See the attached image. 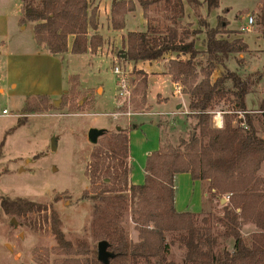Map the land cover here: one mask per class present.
<instances>
[{"label": "trees", "instance_id": "1", "mask_svg": "<svg viewBox=\"0 0 264 264\" xmlns=\"http://www.w3.org/2000/svg\"><path fill=\"white\" fill-rule=\"evenodd\" d=\"M146 19L143 31H129L122 39V53L128 63L153 62L166 54H176L168 61L166 72L172 81L183 85L188 96V114L195 119L189 136L179 138L175 145L164 144L147 155L144 182L129 180V137L127 129L103 137L90 155L86 175L90 190L84 196L93 200L90 228L98 242H105L110 256L104 263L97 252L84 244L73 246L66 241L51 215V230L57 241V251L63 255L53 264H172L167 260L171 245L178 242L184 248L183 264H264V139L258 136L254 116L246 109L245 97L264 80L262 70L244 76L226 68L225 61L246 50V44L236 38L231 41L217 37L228 21L217 16L215 27H208L203 18L202 5L207 11L218 7L219 0H137ZM186 4L197 22L206 27L203 52L208 57L206 67L197 70L193 59L201 51L183 23ZM134 7L131 1L113 0L111 26L124 27V15ZM19 22L33 24L37 45L49 54L64 53L68 36H73L71 53H94L102 44L95 30L94 9L88 0H20ZM152 8V9H151ZM157 14L151 16L147 12ZM161 15V17H160ZM258 24L264 52V5ZM232 32V31H230ZM179 56H187L179 59ZM225 72L211 80L216 66ZM145 79L140 84L145 88ZM45 104L47 96L37 95ZM230 98V109L222 111V126L210 125V110L218 101ZM25 109H33L26 103ZM264 129V96L258 103ZM241 116L239 117V113ZM234 114L238 118L234 119ZM234 121V123H233ZM188 173L192 180L207 182L210 199L227 196L220 215L214 219L198 213L179 212L174 207V177ZM2 209L23 215L39 211L42 205L28 201H10L0 198ZM134 223L136 241H131L124 226L126 212ZM252 222L258 232L250 240L240 233L242 222ZM221 230L214 233L212 223ZM166 234L175 238L167 241ZM231 239L232 250L220 245L218 238ZM78 258L77 255L91 254Z\"/></svg>", "mask_w": 264, "mask_h": 264}, {"label": "rangeland", "instance_id": "2", "mask_svg": "<svg viewBox=\"0 0 264 264\" xmlns=\"http://www.w3.org/2000/svg\"><path fill=\"white\" fill-rule=\"evenodd\" d=\"M135 3L138 5L136 0ZM263 5L264 0H219L218 7L209 12L203 4L202 14L208 27L216 26L218 15L228 20L229 23L217 37L229 41L241 37L242 40L241 34L244 33L259 35L258 21ZM20 9V0H0V198L28 201L44 208L18 215L5 212L0 205V264H53L54 260L64 256L57 251V241L51 230V215L66 241L73 246L84 244L90 251H97L98 241L92 236L90 228L93 200L84 196V191L90 193L87 164L100 139L118 129H129L133 159L131 180L142 184L147 158L145 151L153 150L158 141V128L153 123L155 119L160 127L161 145H175L179 138L186 139L193 130L195 119L187 116V94L177 93L173 83L164 82L162 86L167 90L171 87L170 110L166 112L157 106L165 98L154 88L152 79L163 74L169 56L138 66L128 63L121 58V42L110 35L97 52L109 54L111 60L86 54L61 55L58 60L62 83L67 81L66 74H72L64 90L54 96L34 94L36 90L40 91L38 82L44 62L35 56L37 48L32 36L33 24L19 22ZM156 14L150 12L148 15L152 17ZM248 16L253 18L249 30L237 32L232 28L245 26ZM183 23L189 31H199L190 35L189 39H195L196 47L201 51L193 59L197 70H200L208 64V57L203 52L206 27L197 22L192 12L187 16L185 14ZM258 45L246 46L245 51L230 56L225 61L226 68L244 76L249 73V63L252 62L250 68L253 71L262 70L264 56H261ZM170 55L177 57L176 54ZM186 57L179 56V59ZM237 58L242 62L236 61ZM114 65L120 67L126 77L129 87L126 97L117 95L118 77L112 71ZM224 72L225 67L216 66L211 80H214V75L220 76ZM41 78L47 82L46 76ZM141 79L146 80L145 88L140 84ZM254 90L253 97L256 98L264 93V81H260ZM26 94L32 96L26 97ZM37 95L47 96V102L44 104L36 98ZM230 100L216 102L209 111L212 127H218L214 117L220 112L222 120L221 111L230 109ZM26 103L32 111L25 109ZM177 103L180 105L175 107ZM250 115L261 126L262 114L250 112ZM234 116V119L238 118L237 114ZM134 123L135 127L132 126ZM90 128L104 129L94 143L87 137ZM175 183L179 208L199 212L198 219H214V215H220L224 202L210 199V195L205 193L206 181L202 184L203 202L198 184L196 188L191 178L181 176ZM123 226L130 240L136 241L137 232L128 211L123 218ZM212 226L214 228V222ZM172 238L175 236L166 234L167 241ZM184 252L183 246L175 242L170 247L167 260L172 264H183ZM91 256L92 253L75 257Z\"/></svg>", "mask_w": 264, "mask_h": 264}, {"label": "crops", "instance_id": "3", "mask_svg": "<svg viewBox=\"0 0 264 264\" xmlns=\"http://www.w3.org/2000/svg\"><path fill=\"white\" fill-rule=\"evenodd\" d=\"M112 1L113 0H88V4H89V9L88 10L90 11L91 9H94V20H95V24H96V29L95 30H92V29L88 28V36H90L93 33H97L102 38V44L98 48H101V46H103L105 44V40L108 37V35L114 36V38L117 41L119 40V42H121V45H122V39L126 35L127 32H129V31H143L145 26H146V19L144 17L143 10H142L141 6L139 4L136 5L135 0H123V1H126V2L127 1H131L133 3L134 7H133L132 10H130V11L125 13V15L123 17L124 18V27L121 28V29H114L111 26V21H110V19H111V3H112ZM184 7H185V14L187 16L188 13L190 14L191 10L185 4H184ZM201 10H202V8H201ZM149 13H150V11L147 12V15ZM241 19H242V17H240V20ZM129 24H130V26H129ZM131 25H133V26H131ZM138 26H139V28H137ZM245 26H242L241 28H234V27H232V28L235 31H237V32H238V30L245 31V30H243V28ZM22 27H24V26H22ZM249 34H251V35L249 36ZM241 35H242V41L246 44V46L252 47V46H255V45L257 46L259 44L258 48L261 51L260 52L261 56H264L263 55L264 52L262 51V39L260 37V33H259L258 36L257 35L253 36L251 32L244 33V34H241ZM32 36H33V26H32ZM33 40H34V36H33ZM72 40H73V36H68L66 52H64L62 54L61 53L60 54H55V55L49 54L47 52V50L45 49V47L37 45L35 40H34V43H35L36 48H37L35 56L37 58H40L42 60V62H44V63H42V66H44V68H41L40 78H39L41 84L38 82L40 91L36 90V93H34V94H45L47 96H54V95H57L58 93H60L61 91L64 90L65 84L66 85L68 84V77L70 75H72V74H66V80L67 81H66V83L63 84L62 83V76L60 74V67H59L60 63H59V60H58L61 55L65 54L66 56H75V55H85L86 54V55H89L91 57H104L106 59L111 60L109 54L108 55L99 54V52H97L98 48L96 49V51L94 53H91V52L87 51V52L82 53V54H72L71 53ZM167 56H169L170 59L173 58V57H171L170 54L164 55V57H167ZM180 57L182 58L183 56H180ZM121 58H123V57L121 56ZM236 61L241 63L242 59H238L237 58ZM153 62H155V61H153ZM142 63H147V62L146 61L145 62H138L136 64L138 66L139 64H142ZM251 63H249V68H248V72L249 73L253 72V70L250 68ZM255 70H257V69H255ZM162 73H163L162 75H159L157 78L152 79V81L154 80L152 85L155 86L154 87L155 89L157 88L156 89L157 92H159L160 94L161 93L164 94L163 97L165 98V100L160 102L159 104H157V106H160L162 109H164L166 112H168L170 110L169 108L171 107V100H172L171 99V94H170L171 87H170L169 90H167L166 87H162V86L164 85V82H168L170 84L173 83V86H174L175 83H174V81H172L171 76L166 72V69ZM38 75H39V73H38ZM44 76L47 77V82H46L45 79L41 78V77H44ZM218 76L214 75V79L217 78ZM42 80H43V82H42ZM182 90L183 89H181V91ZM100 91H101V89H100ZM149 93H150V91L147 92V96L149 95ZM174 93L176 94L175 91H174ZM180 93H183V91L180 92ZM254 94H255V90L253 92L248 93L246 95V97H245L246 109L248 110V112L258 113V110H257L258 103L263 98L264 93L258 94L257 98L253 97ZM28 96H32V94H26V97H28ZM249 98H250V100L248 101ZM179 105L180 104L177 103V104H175V107H178ZM216 117H214L215 125L218 126V127H221L222 126L221 117H219L220 118V123H218V120H217ZM153 123L156 124L157 128H158V141L156 143V146L153 148V150L147 149L145 151L147 155H149L151 153V151L153 152V151L158 150V148L160 147V144H161V142H160V127H159V124L156 121V119H155V121ZM254 125L257 128V130H258V133H257L258 136L261 137L262 139H264V129L260 125L256 124L255 121H254ZM132 126L135 127L136 124L134 123V124H132ZM128 137H129V134H128ZM128 163H129V167H130L129 180H130L131 183L135 184V182H133L131 180V169H132L133 159H132L131 152H130V138H129V158H128ZM260 172H261V174H263L264 173V169L262 168V170ZM143 173H144V170H143ZM181 176H186V178H188V179L190 178V175L188 173H178L174 177V207H175V210L179 211V212H183L184 210L182 208L178 207L179 203H178L177 197H176V194H177L176 193V191H177L176 189H177V187H176L175 181H176V179L178 177H181ZM191 182L194 185L198 184L199 191H200V196H201V201L203 202L204 193H203V190H202V183L199 180H192V179H191ZM196 188H197V185H196ZM219 201H220V203H223V202L226 203L227 200L223 201V200L219 199ZM192 213H199V212H192ZM217 230H221V226L219 225V223H215L214 224V233ZM239 230H240L241 235L247 240L251 239V236L253 235V233L258 232V228H256V226L252 222H249V221L242 222L241 225H240ZM218 242L220 243V245L226 246V248L228 250H232V242L233 241L231 239H227L225 241L221 237H219L218 238Z\"/></svg>", "mask_w": 264, "mask_h": 264}, {"label": "built area", "instance_id": "4", "mask_svg": "<svg viewBox=\"0 0 264 264\" xmlns=\"http://www.w3.org/2000/svg\"><path fill=\"white\" fill-rule=\"evenodd\" d=\"M253 18L251 16H248L246 19V26L243 28V30H249V28L252 26ZM112 71L114 74L118 77V83L116 84L117 87V95L120 97H126L129 95V87L126 80V77L122 74V70L117 65H114L112 68ZM175 91L177 93L181 92V86L178 83H175L174 85ZM222 112V111H221ZM3 113H5V110H3ZM239 115H241V112H238ZM223 114V112H222ZM217 116L220 117V112H217ZM224 199L227 200V196H224Z\"/></svg>", "mask_w": 264, "mask_h": 264}, {"label": "water", "instance_id": "5", "mask_svg": "<svg viewBox=\"0 0 264 264\" xmlns=\"http://www.w3.org/2000/svg\"><path fill=\"white\" fill-rule=\"evenodd\" d=\"M122 57L124 58V55H122ZM103 132H104V129L90 128L87 131V137L92 143H94L96 141V138L100 136ZM221 200L224 201L225 199L222 198ZM96 252H97V259L104 263L107 261V258L110 256L109 252L106 250L105 242H102V241L98 242Z\"/></svg>", "mask_w": 264, "mask_h": 264}, {"label": "bare ground", "instance_id": "6", "mask_svg": "<svg viewBox=\"0 0 264 264\" xmlns=\"http://www.w3.org/2000/svg\"><path fill=\"white\" fill-rule=\"evenodd\" d=\"M216 118H217V120H218V123H220V118H219V116H217Z\"/></svg>", "mask_w": 264, "mask_h": 264}]
</instances>
